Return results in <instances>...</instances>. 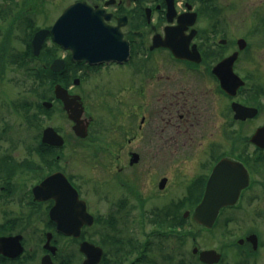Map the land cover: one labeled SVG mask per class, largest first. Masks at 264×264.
Returning a JSON list of instances; mask_svg holds the SVG:
<instances>
[{"label":"flooded vegetation","instance_id":"af4514ba","mask_svg":"<svg viewBox=\"0 0 264 264\" xmlns=\"http://www.w3.org/2000/svg\"><path fill=\"white\" fill-rule=\"evenodd\" d=\"M6 1L0 0V4ZM41 1L22 0L19 5L23 8L11 16L10 8L2 5L0 19L8 20L9 25L5 32L0 23V34L4 31L7 40L16 23L26 19L37 22L40 13L47 14L39 9ZM78 1L104 12L100 18L111 28V38L103 40L105 47L91 59L75 58L73 49L63 47L52 33L44 42L51 49V61L41 62L49 68V76L35 80L37 96L28 113L34 130L27 148L31 157L12 155L0 160V264H43L47 255L54 264H84L88 255L82 243L86 241L104 250L106 243L114 244L117 258L122 257L118 264L138 262L142 256L123 263L137 251L132 217L136 205L144 214L138 223L143 228L153 226L145 232L147 264H264V134H258L264 127V0H74L68 5ZM12 3L17 5L15 0ZM56 19L44 27L51 28ZM106 51L110 57H103ZM233 54H237L233 71L243 81L234 95L223 89L215 71L220 61ZM2 57L0 54V61ZM55 59L64 61L60 70L51 68ZM2 73L0 64V78ZM57 85L81 108L78 119L85 135L74 128L76 120L59 97ZM215 94L223 104V147L228 151L220 153L221 145L209 144L206 154L215 162H200L198 174L171 194L175 199L147 213V189L143 188L147 165L141 171V151L147 150V145L177 147L187 141L184 135L194 139L202 113L214 111L211 102ZM137 100L147 105L135 126ZM151 102H159L160 120L147 113ZM234 103L256 110L236 117ZM57 114L70 124V133L55 123ZM49 127L63 137L61 145L44 140ZM107 138L112 143L107 141L105 146L117 151L110 161L115 162L114 171L107 159H96L102 140ZM87 144L94 146V158L88 152H83L86 159L68 158L66 149ZM223 157L241 161L249 184L241 189L235 204L221 206L213 224L208 225L196 214L210 176ZM74 162L113 171L109 183L113 190H104L107 184L100 181V175L88 176L75 169ZM56 173H62L78 191L75 214L70 200L64 207L68 227L79 230L78 234L58 228L53 216L57 200L47 189L53 184L40 186ZM164 177L167 184L169 177ZM57 179L60 181L54 187L68 193L63 179ZM160 181L159 188H166V184L160 187ZM120 187L125 188L123 195H119ZM109 193L113 200L107 215L102 206ZM82 200L93 217L91 222L83 212ZM206 251L209 254L203 257ZM104 257L98 264H103Z\"/></svg>","mask_w":264,"mask_h":264},{"label":"rangeland","instance_id":"374dc122","mask_svg":"<svg viewBox=\"0 0 264 264\" xmlns=\"http://www.w3.org/2000/svg\"><path fill=\"white\" fill-rule=\"evenodd\" d=\"M12 1L13 0H9L0 4V7L5 4L6 7L10 8V12L8 14L9 16L15 14L17 10H19L20 6H22V8L24 6L19 5L22 0H15V4L17 2V5H14ZM72 1L74 0H42L39 2V5L41 6L39 9L46 10L47 14L45 12L40 13L37 11L40 14L38 16L39 18L36 17L37 22L35 21V26L44 27V25L51 24L54 19H56V17L62 13L65 6H67ZM23 10L29 9L25 8ZM43 14H46V16ZM8 22V20L2 21L0 19L1 25L5 27V32L6 29L8 31ZM24 28L23 22L22 24L16 23L14 26H12V30H10L13 32V34L7 38V40L5 39L6 35L3 37L4 31L2 34H0V40H5L3 43L0 41V54L3 55L0 61V64L3 68V73L0 78V155L9 154L11 156L13 155L14 158L17 159L31 157V154H28L27 148L29 149V145L32 144L31 138L34 130L30 127L31 117H28V113L31 107V102L34 101L37 96L34 92V88L36 86L35 80L38 79H35L30 74L28 70V64L24 63L22 65L23 53L25 52L26 48V41H24V37L26 36ZM1 43L2 45L6 44L5 46L3 45L4 48H1ZM19 54L21 55L18 56ZM37 63L38 60L35 59L29 61L30 66ZM212 100L213 102L211 103L214 104V111L211 110L210 113H202L201 123L198 126L199 130H195L193 136L194 139L189 135H184V138H187V141L181 143V145L177 147L168 146L169 148H163L161 146L152 147L147 145V150L141 151V162H143L139 165L141 171H143L141 167H145L147 165V172H145L146 179L144 181L145 187H143L147 189V205L145 208L147 213H149L153 208L163 206L169 200L175 199L171 198V194L179 192L181 190V183L182 185L188 184L198 174L197 172L200 162H215V160L208 157L206 154V149L208 148L207 146L209 144L218 143L221 145L222 148L218 150L220 153H225L228 151L225 146L223 147L226 139L223 133L225 124L222 123L224 118L221 115L223 111L220 108L223 107V104L218 94H215ZM25 102L28 103L27 107H17V104L22 105ZM146 105L147 104L141 100H137L134 103L136 119L135 126H137L138 120L140 119L142 108L144 110V106ZM159 107V102H151L148 104V108H151V112H149L147 108V113L152 116H157V120H160L158 112ZM54 121L57 124H62L64 131L66 133H70V124L68 125L63 118L60 119L58 114L54 117ZM157 137H159V134ZM89 141L92 142L91 144L94 143L92 138H89ZM107 141H109V144L112 143L110 138H107L106 140L103 139V148L101 151H98L96 159H107L109 161L108 166L110 170L113 169L114 171L115 162L110 161L113 159V153H116L117 151H113V148H111L109 145V148L106 147L105 144H107ZM84 145L81 147L71 146V149H66L68 158L71 160L86 159L87 157L83 154V152H88L90 157L94 158L96 152L94 146L88 144L87 146ZM152 145H156V143ZM119 152L123 154V151L120 150ZM73 164L75 169L83 171L88 176L100 175L102 178L100 181L104 184H107L105 185L104 190H107V192L113 190L109 184L113 171L104 170L101 165H92L85 162H74ZM165 175L169 177V181L165 186L166 188L160 189L158 183L162 176ZM118 182H121V178L118 180ZM130 182L132 183V181ZM132 187L135 188L134 191H140L139 188L134 184H132ZM124 191L125 188L120 187L119 195H123ZM108 195L109 196L104 198V206H102L104 213H107V215L110 212L113 193H109ZM141 211V207L137 205L132 211V217L136 221L134 230H136L135 240L138 241L136 243L138 246L136 247L137 251L130 254L129 258L125 257V260L123 259V263L124 261H128L132 258H134V260H138L139 256H142L139 261L136 262V264H147V254L145 255L141 249L144 246V241L147 240V233L145 234V232H147L149 229H153V226H146L143 228V226L138 223L139 219L144 215L140 214ZM145 216L147 217L146 213ZM112 254L113 248L111 247L106 253L107 258L110 259L111 262L115 260V257Z\"/></svg>","mask_w":264,"mask_h":264},{"label":"water","instance_id":"95a60500","mask_svg":"<svg viewBox=\"0 0 264 264\" xmlns=\"http://www.w3.org/2000/svg\"><path fill=\"white\" fill-rule=\"evenodd\" d=\"M103 13L101 9H94L85 1H78L68 5L51 28H41L35 33L32 41L34 53L38 55L46 37L52 33L55 40L63 47H70L73 49L75 58L81 59L83 57H88L91 59L92 56L97 55V50L101 46L105 47L103 40L111 38L109 33L111 28L100 18V15ZM110 56L111 55L107 51L103 53V57ZM236 57L237 54H233L223 59L215 66V71L221 79L220 82H222L223 88L232 94L236 93L238 87L243 82L233 71V63ZM59 62H61V65H59ZM63 65L64 61L62 59H55L51 64V68L60 70ZM57 93L59 97L65 100V106L69 110L71 118L76 120L74 128L85 135L86 130L83 129L81 121L78 119L81 108H78L76 103L69 101L68 94L62 89L61 85H57ZM234 108L236 109V117H242L245 115L246 111L250 113L256 110L255 108H245L239 103H234ZM258 134H264V127L260 128ZM44 140L60 145L63 143V137L53 127L46 129ZM139 158V154L136 153L135 159L138 160ZM240 162L241 161L229 157H223L216 164L208 181L206 194L198 206L196 217L201 222L212 225L218 215L220 207L231 203L235 204L239 198L241 189L249 184L247 170ZM229 168L232 169L229 170ZM57 177L63 179L68 193H61L58 191L57 187H54V185L60 181ZM166 181V177L162 178L160 181L161 188L165 186ZM49 184H53V186H47ZM42 185H46L48 187L47 189L50 188L52 195H54L57 200V204L53 210V216L58 220V228L64 232L78 234L79 230H76V228L71 230L68 227L64 213V207L66 206L65 201L70 200L71 205L74 206L72 214H75V208H77L76 203L80 200L76 188L62 173H56L46 178L40 185L41 188H43ZM81 202L83 203V212H86L88 221L91 222V218L93 219V217L91 214L87 213L85 202L83 200ZM82 249L88 255L84 264H98L101 262L104 255V249L101 246L86 241L82 243ZM208 254L209 252L206 251L203 252L202 256L205 257ZM43 264H54L51 256L47 255L43 260Z\"/></svg>","mask_w":264,"mask_h":264},{"label":"trees","instance_id":"16d2710c","mask_svg":"<svg viewBox=\"0 0 264 264\" xmlns=\"http://www.w3.org/2000/svg\"><path fill=\"white\" fill-rule=\"evenodd\" d=\"M34 23L35 22L32 21L31 19H26L23 21V25L25 27L24 32L26 35L24 37V41H26V48H25V52L23 53V63L28 64V70L34 78L45 79V78H48V76H49V68L47 69V68L43 67V65H41V64H40V66L39 65L30 66L29 65L30 60L28 58H30V59L36 58L33 54L31 40H32V37H33L35 30L38 29L39 27H36ZM46 46H47V44H45L44 47L42 48L40 55H39V60H42L43 62L45 61L46 63H49V61H51V59H50L51 58V53H50L51 49L49 50L50 47L46 48ZM20 55L21 54H19L18 56H20ZM18 58H20V57H18ZM0 139H1V136H0ZM11 158H12V156L9 154H5L3 156H0V160H9ZM106 246H107V251L110 250L111 247L113 248V254L112 255L115 257V260L113 262H111V260L108 259L106 254H105L103 264H118V261H120L122 257L120 256V259L117 258V252H114V244L109 245L106 243ZM135 247H138V246L135 245ZM141 251L142 252L147 251V247L144 245L142 247ZM60 264H63V262H61ZM133 264H136V262H134Z\"/></svg>","mask_w":264,"mask_h":264}]
</instances>
